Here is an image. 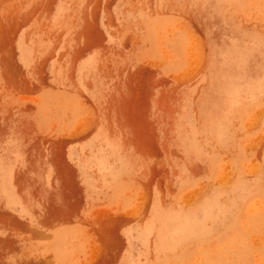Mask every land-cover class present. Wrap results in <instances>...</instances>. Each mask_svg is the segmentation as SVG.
<instances>
[{
  "label": "rangeland",
  "instance_id": "rangeland-1",
  "mask_svg": "<svg viewBox=\"0 0 264 264\" xmlns=\"http://www.w3.org/2000/svg\"><path fill=\"white\" fill-rule=\"evenodd\" d=\"M35 37L75 58L99 163L133 194L87 203L78 259L0 207V264H264V0H0V69Z\"/></svg>",
  "mask_w": 264,
  "mask_h": 264
},
{
  "label": "crops",
  "instance_id": "crops-1",
  "mask_svg": "<svg viewBox=\"0 0 264 264\" xmlns=\"http://www.w3.org/2000/svg\"><path fill=\"white\" fill-rule=\"evenodd\" d=\"M24 38L28 40L29 36ZM31 40L23 42H31L33 47L17 49L10 59L11 68L0 69V207L16 211L20 218L12 220L32 229L34 236L52 235L56 251H69L78 259L91 249L75 248L74 235L90 232L85 226L91 218L83 208L94 202L114 206L111 210L116 212L117 204L133 194L128 189L131 179L120 183V176L108 174L111 169L99 163L98 146L110 136L100 127L98 111L92 119L88 109L84 114L82 88L75 80L72 66L75 58L69 57L67 50L65 58L61 56L48 63L47 57L37 52V44L43 39ZM91 124L98 130L89 135ZM23 162H34V167L29 169ZM31 170L37 172L36 178L26 182L22 172ZM6 171H12L13 177L19 176L20 184L13 178L5 179ZM125 171L128 169H121ZM109 251L112 249L103 246L104 257Z\"/></svg>",
  "mask_w": 264,
  "mask_h": 264
}]
</instances>
